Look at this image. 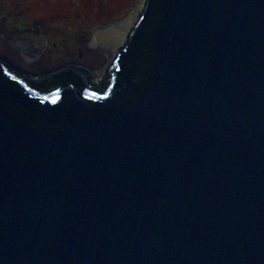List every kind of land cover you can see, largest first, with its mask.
Masks as SVG:
<instances>
[{"label":"water","instance_id":"obj_1","mask_svg":"<svg viewBox=\"0 0 264 264\" xmlns=\"http://www.w3.org/2000/svg\"><path fill=\"white\" fill-rule=\"evenodd\" d=\"M30 79L0 55V264H264V0H146L101 85Z\"/></svg>","mask_w":264,"mask_h":264},{"label":"rangeland","instance_id":"obj_2","mask_svg":"<svg viewBox=\"0 0 264 264\" xmlns=\"http://www.w3.org/2000/svg\"><path fill=\"white\" fill-rule=\"evenodd\" d=\"M145 2L0 0V55L14 72L33 81L76 67L90 70L95 84L101 85ZM22 43L29 48H23V58L12 48Z\"/></svg>","mask_w":264,"mask_h":264},{"label":"bare ground","instance_id":"obj_3","mask_svg":"<svg viewBox=\"0 0 264 264\" xmlns=\"http://www.w3.org/2000/svg\"><path fill=\"white\" fill-rule=\"evenodd\" d=\"M107 36V35H106ZM13 47V49H15L21 56H22V58H23V56H24V51H23V48H25V49H29L28 47H26V45H24L23 43L22 44H20V45H16V44H13L12 45ZM75 53H76V55L80 58L81 57V53H80V51H75ZM38 56H39V54H38ZM40 57H38L36 60H38ZM29 60H27L28 62H33L34 61V59H32V58H28ZM35 60V61H36Z\"/></svg>","mask_w":264,"mask_h":264},{"label":"trees","instance_id":"obj_4","mask_svg":"<svg viewBox=\"0 0 264 264\" xmlns=\"http://www.w3.org/2000/svg\"><path fill=\"white\" fill-rule=\"evenodd\" d=\"M48 79H41V80H37V81H33L31 80L33 83L35 84H43L44 82H46ZM46 88H50V84L46 86Z\"/></svg>","mask_w":264,"mask_h":264},{"label":"flooded vegetation","instance_id":"obj_5","mask_svg":"<svg viewBox=\"0 0 264 264\" xmlns=\"http://www.w3.org/2000/svg\"><path fill=\"white\" fill-rule=\"evenodd\" d=\"M66 71H68V69H66ZM66 71H59L58 73H56L54 76H59V75H62L63 73H65ZM57 72V71H56ZM47 75H50V74H47ZM50 77H53V75L52 76H50ZM50 77H48V78H50ZM28 78V77H27ZM29 79V78H28ZM31 80V79H30ZM91 84L92 85H94V86H96V84H94V83H92L91 82Z\"/></svg>","mask_w":264,"mask_h":264}]
</instances>
